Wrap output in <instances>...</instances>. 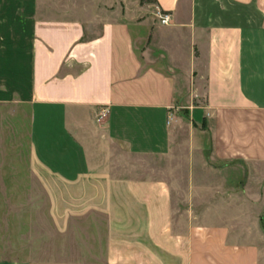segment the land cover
Instances as JSON below:
<instances>
[{"label": "crops", "instance_id": "0c3cea01", "mask_svg": "<svg viewBox=\"0 0 264 264\" xmlns=\"http://www.w3.org/2000/svg\"><path fill=\"white\" fill-rule=\"evenodd\" d=\"M57 1L0 0V141L28 151L0 166L42 183L63 245L0 264H264V233L229 217L233 198L264 199V0ZM153 5L169 24L152 26ZM182 123L180 146L209 152L185 160L196 173L136 166L171 154ZM236 162L254 169L245 190Z\"/></svg>", "mask_w": 264, "mask_h": 264}, {"label": "rangeland", "instance_id": "374dc122", "mask_svg": "<svg viewBox=\"0 0 264 264\" xmlns=\"http://www.w3.org/2000/svg\"><path fill=\"white\" fill-rule=\"evenodd\" d=\"M57 4L62 7L68 5L73 10H83L88 8L98 12L111 11L115 7L121 8V0H59ZM67 7H64L66 9ZM148 13L152 17V26L161 24L158 18V10L155 5ZM90 35L99 31V23L90 26ZM92 31V32H91ZM155 50V48H152ZM162 51L153 52V57H157V62L163 67H167V56L161 57ZM188 86L189 93L196 91V83L192 81ZM201 95L194 97V101L204 100L203 87L200 88ZM187 91V86H186ZM188 92V91H187ZM177 113L185 115L183 109H177ZM190 139V132L185 123L178 125L176 131L175 149L168 156L162 157H140L136 156L134 163L138 167L146 168V172L151 175L184 176L197 172L192 168L187 159L209 160V152H192L187 147H181ZM9 140V139H8ZM17 142L0 141V161L28 158V151L23 148L17 150L20 145ZM25 147V144L23 145ZM233 187L237 190H245L248 183V176L254 174V169L243 162L232 163ZM5 170V171H4ZM144 172V171H143ZM18 174L19 176H16ZM27 168L23 167L16 170L13 167L2 168L0 166V257H19L30 258L37 255L47 257L48 246L56 243L62 247L63 237L55 235L52 231V222L49 216V200L42 183L31 182L27 177ZM202 174V173H200ZM254 190V184H252ZM254 195V193H251ZM220 199H211L208 202L219 203ZM203 202V200H202ZM232 222L246 223L247 230L237 231L246 233L249 238H253L258 231L264 233V199L255 197H240L231 200ZM55 235V236H54ZM50 238V239H49ZM50 240V241H49Z\"/></svg>", "mask_w": 264, "mask_h": 264}, {"label": "built area", "instance_id": "2783aa9c", "mask_svg": "<svg viewBox=\"0 0 264 264\" xmlns=\"http://www.w3.org/2000/svg\"><path fill=\"white\" fill-rule=\"evenodd\" d=\"M158 10V18L161 24H169L171 21L170 14H167L165 12H162L159 8ZM109 114V108L106 106L100 107L96 112V118L97 120H102L103 118L107 117Z\"/></svg>", "mask_w": 264, "mask_h": 264}]
</instances>
